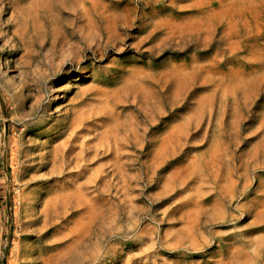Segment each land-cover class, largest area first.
<instances>
[{
  "label": "rangeland",
  "instance_id": "374dc122",
  "mask_svg": "<svg viewBox=\"0 0 264 264\" xmlns=\"http://www.w3.org/2000/svg\"><path fill=\"white\" fill-rule=\"evenodd\" d=\"M79 1L0 0V264H264V0ZM68 44L79 61L37 84ZM71 108L99 113L49 179L37 155L65 142ZM106 121L121 179L93 181L113 155L80 138Z\"/></svg>",
  "mask_w": 264,
  "mask_h": 264
},
{
  "label": "bare ground",
  "instance_id": "6f19581e",
  "mask_svg": "<svg viewBox=\"0 0 264 264\" xmlns=\"http://www.w3.org/2000/svg\"><path fill=\"white\" fill-rule=\"evenodd\" d=\"M65 1V0H64ZM79 1V0H78ZM80 3H81V1H79ZM72 3V2H71ZM74 3V2H73ZM63 4H64V2H63ZM77 4H78V2H77ZM74 5H75V3H74ZM73 6V5H72ZM71 6V7H72ZM78 7V6H77ZM72 8H74V7H72ZM76 9V8H75ZM84 10V9H83ZM76 11H78V10H76ZM76 11H74V12H76ZM98 11V10H97ZM100 11V10H99ZM83 12V11H82ZM85 12V11H84ZM101 12V11H100ZM106 12V11H105ZM77 13V12H76ZM99 12H97V14H98ZM101 15H104V13L102 14L101 13ZM108 15V14H107ZM106 15V16H107ZM112 15V14H111ZM97 16V15H96ZM116 16V15H115ZM99 17H101V16H99ZM113 18H115V17H113ZM73 19V18H72ZM87 19V18H86ZM106 19V18H105ZM92 20V19H91ZM103 20V19H102ZM97 21V20H96ZM108 21H109V19H108ZM108 21H106V22H108ZM45 22V21H44ZM84 22H86V21H84ZM103 22H104V20H103ZM113 22V21H112ZM88 23V25H89V21L87 22ZM116 23V22H115ZM79 24V23H78ZM86 24V23H85ZM101 24H104V23H101ZM110 24V23H109ZM77 25V24H76ZM95 25V24H94ZM105 25V24H104ZM57 26H58V24H57ZM56 26V27H57ZM79 26V25H78ZM92 26V25H91ZM109 26V25H108ZM38 27V26H37ZM84 27V26H83ZM101 27H102V25H101ZM107 27V26H106ZM114 27V26H113ZM35 28V27H34ZM54 28V27H53ZM89 28H90V26H89ZM93 28V27H92ZM105 27H103V29H104ZM78 29V28H77ZM76 29V30H77ZM83 29V28H82ZM101 29V28H100ZM109 30L111 29L110 27L108 28ZM59 30V29H58ZM75 30V29H74ZM95 30V29H94ZM117 30V29H116ZM46 31V30H45ZM64 31V30H63ZM62 31V34L63 33H65V32H63ZM66 31V30H65ZM82 31V30H81ZM98 31V30H97ZM112 31H114V30H112ZM55 31H52V33H54ZM60 32V31H59ZM89 32H90V30H89ZM37 33V32H36ZM73 33H75V32H73ZM82 33V32H81ZM108 33V32H107ZM33 34V33H32ZM46 34V33H45ZM54 34H56V33H54ZM76 34V33H75ZM106 34V33H105ZM50 35V34H49ZM58 35V34H57ZM64 35V34H63ZM72 35H74V34H72ZM41 36V35H40ZM47 36V35H46ZM62 36V35H61ZM66 36V35H65ZM53 37V36H52ZM48 38H50V37H48ZM54 38V37H53ZM71 38V37H70ZM45 39V38H44ZM37 40V39H36ZM35 40V41H36ZM49 40V39H48ZM63 40V39H62ZM61 40V41H62ZM34 41V42H35ZM45 41V40H44ZM64 42H65V40H63ZM101 41H102V39H101ZM108 41V40H107ZM47 42V41H46ZM63 42V43H64ZM94 42V41H93ZM49 43H50V41H49ZM43 44V43H42ZM52 44V43H51ZM50 44V45H51ZM55 44H56V41H55ZM34 45V44H33ZM59 45H60V43H59ZM58 45V46H59ZM69 45V44H68ZM98 45V49L100 48V44H97ZM14 46V45H13ZM43 46H45V44L43 45ZM92 46V45H91ZM41 47V46H40ZM61 47V46H60ZM59 47V48H60ZM83 47H84V45H83ZM56 49V48H55ZM93 49V48H92ZM36 50V49H35ZM95 50V49H94ZM39 52V51H38ZM41 52V51H40ZM81 52V51H80ZM36 53V52H35ZM51 55L50 56H48L47 57V59H46V68L45 69H37L38 70V77L36 76L35 77V79H36V83L37 84H42V82L44 81V80H46L48 77H50V75H52L54 72H58V71H61V78L62 79H64L65 78V75L67 74V72L64 70V66L65 67H67V64H75V61L74 60H76V61H79V57H78V54H77V51H75L70 45L68 46V48H66V49H64L62 52H58V50H52L51 51ZM82 53V52H81ZM80 53V54H81ZM39 54V53H38ZM49 55V54H48ZM41 56V55H40ZM30 60V59H29ZM36 60V59H35ZM39 61V60H38ZM30 63H31V61H29ZM43 62H41V64H42ZM78 63V62H77ZM76 63V64H77ZM32 64V63H31ZM87 66V65H86ZM85 66V67H86ZM38 67H39V65H38ZM41 68V67H40ZM75 68V67H74ZM89 70V69H88ZM91 70V69H90ZM35 71V70H34ZM81 71H83V72H85L86 73V69L84 70H81ZM70 72V71H69ZM75 72V71H74ZM82 72V73H83ZM52 73V74H51ZM93 73V72H92ZM28 74V73H27ZM23 75H24V73H23ZM37 75V74H36ZM82 75V74H81ZM25 76V75H24ZM24 76L22 77L23 79H24ZM69 76V75H68ZM71 76V75H70ZM95 76V75H94ZM93 76V77H94ZM59 78V77H58ZM72 78V77H71ZM85 78V77H84ZM78 79V78H77ZM82 79V78H81ZM55 80V79H54ZM68 80V79H67ZM29 81V80H28ZM28 81H26V82H28ZM33 81V80H32ZM31 81V82H32ZM30 82V81H29ZM63 82V80L62 81H60V80H58L56 83L55 82H53L52 80L51 81H49V86H47V88L49 87V89H47L48 90V92L50 93H52V94H50V99H52V100H54V101H52V102H56L57 100H58V98L60 97L58 94H55L58 90H59V86L57 87V84L58 83H62ZM33 83V82H32ZM45 83L47 84V81H45ZM30 85V84H29ZM66 85H68V84H66ZM39 86V85H38ZM27 87V86H26ZM63 87V86H62ZM69 87V86H68ZM91 87V86H90ZM89 87V88H90ZM93 87H95V86H93ZM39 88H40V86H39ZM38 88V89H39ZM97 88V87H96ZM120 88H121V86H120ZM42 89H43V87H42ZM45 89H46V86H45ZM83 89V88H82ZM99 89V88H98ZM41 90V89H40ZM90 90V89H89ZM21 91H22V89H21ZM37 91H39V90H37ZM88 91V90H87ZM45 92V91H44ZM82 92V91H81ZM101 92V91H100ZM106 91H104V92H102L104 95H106V93H105ZM78 93V92H77ZM82 94V93H81ZM110 94V93H109ZM112 94V93H111ZM113 94H115V93H113ZM118 94V93H117ZM74 95H76V94H74ZM99 95H101V94H99ZM121 95V94H120ZM36 96H38V94L36 95ZM59 96V97H58ZM76 96H78V95H76ZM103 96V95H102ZM101 96V97H102ZM107 96V95H106ZM124 96V95H123ZM112 97V96H111ZM119 97V96H118ZM46 98V97H45ZM69 98V97H68ZM81 98V97H80ZM115 98V97H114ZM134 98H135V96H134ZM36 99V98H35ZM66 99V98H65ZM73 100H74V98H72ZM71 99V100H72ZM105 100H107L106 98H104ZM103 99V100H104ZM37 106H40L41 107V105H43V101H44V97H43V95H39L38 97H37ZM48 100V99H47ZM61 100V99H60ZM69 100V99H68ZM87 100H89V99H87ZM94 100V99H93ZM104 100V101H105ZM110 100V99H109ZM121 100V99H120ZM84 101V100H83ZM82 101V102H83ZM90 101V100H89ZM71 102V101H70ZM81 102V103H82ZM85 102V101H84ZM105 103V102H104ZM109 103V102H108ZM116 103V102H115ZM119 103V102H118ZM74 104H75V102H74ZM77 104V103H76ZM90 104H91V102H90ZM92 104H93V102H92ZM99 104V103H98ZM56 105V104H55ZM61 106V105H60ZM78 107H79V105H77ZM76 106V107H77ZM81 106V105H80ZM82 106H84V105H82ZM81 106V107H82ZM86 106H88V104H86L84 107H86ZM91 106V105H90ZM89 106V107H90ZM99 106V105H98ZM104 106V105H103ZM45 107V106H44ZM67 107V106H66ZM70 107H71V104H70ZM80 107V108H81ZM111 107V106H110ZM36 108H38V107H36ZM97 108V107H96ZM99 108H101V107H99ZM56 109H57V106H56ZM83 109V108H82ZM93 109L94 108H92L91 109V111H88L87 109H83V110H81V109H74V108H71V109H69V111L67 112V115L69 114V113H73L74 114V117L71 119V120H69V122H68V120L66 121V122H68L67 123V130H69V129H71V132L69 133V132H67V133H69L68 134V136H67V138H66V140H64L65 142L62 144V146L61 147H59L60 145H58V147L56 146V147H54L53 149H50V150H47V151H45V152H42V153H38V157H42L43 159L45 158V161H44V163L42 164V167H46L47 165H50L51 164V176L49 177V179L50 178H53V177H61V176H63L64 175V173H65V171H66V169L68 170V169H70L71 167V163L73 162V164L74 163H76L75 165H77V163L79 162L78 160H76V161H73V160H75L76 159V157L75 156H77L78 155V153H77V155H73V153H75L74 152V150H75V148L77 147V145H75L74 143H75V139L77 138V131H79V130H83V125L84 124H86L87 122H90L91 121V119L93 118V116L96 114V113H99V112H94L93 111ZM60 111V110H59ZM96 111V110H95ZM104 115H105V117H107L108 118V116H109V111H108V109L106 108V106H105V108H103V109H101L100 110ZM59 113V112H58ZM65 115H66V113H65ZM65 116V118L64 119H69L70 117H68V116ZM114 116H115V114H114ZM44 117V116H43ZM60 119V118H59ZM109 119H111V118H109ZM116 119V118H115ZM114 119V120H115ZM118 119H119V117H118ZM52 120V119H51ZM54 120V119H53ZM56 120V119H55ZM93 120H94V118H93ZM92 120V121H93ZM113 120V119H112ZM44 121V120H43ZM42 121V122H43ZM111 121V120H110ZM108 122V121H106V122H108V123H106V124H104L103 125V131L100 133V136H99V140H97L96 139V141H99V143H97V144H95V145H93V143L91 144V140L92 139H90L89 137H86V133H84V134H86V135H81L82 136V138H80V140L81 139H83L82 141H81V145H80V147H81V149H82V151H83V153L85 152V153H87L88 154V151H90L91 149L90 148H94V149H96L95 151V153H96V155L98 156L100 153H101V151H99V149H103V152H102V154H105L104 156H102L101 158H103V157H109V156H111V155H113V159L111 160V161H108V163L107 164H105V165H107L108 166V164L109 165H111L110 167H111V170L109 171L110 173H108V172H104V169H103V167L101 166V168L98 170L99 172L97 173L96 172V169H95V174L97 173V175L96 176H93L92 178L94 179L93 181H102L105 177H107V179H108V176L110 177V178H114V179H116L117 177L118 178H120L121 179V159H122V157H121V159H119V154L121 153V148H122V145H123V143L121 142V135H119V133H118V125H120V124H118V123H114L115 125L113 126V127H110V125H112L111 124V122ZM124 121V120H123ZM61 122V121H60ZM59 122V123H60ZM117 122V121H116ZM120 122V121H119ZM40 124V123H39ZM53 124V123H52ZM51 124V125H52ZM62 124V123H61ZM131 124V123H130ZM129 124V125H130ZM57 125V124H56ZM127 125V124H126ZM137 125V124H136ZM40 126V125H39ZM55 126V125H54ZM125 126V125H124ZM51 127V126H50ZM49 127V128H50ZM66 127V126H65ZM127 127V126H126ZM129 127V126H128ZM134 127V126H133ZM59 128V127H58ZM96 128H98V127H96ZM102 128V127H101ZM100 128V129H101ZM99 129V128H98ZM99 129V130H100ZM120 129V128H119ZM49 130V129H48ZM55 130H56V128H55ZM123 130H125V128H123ZM130 130V129H129ZM128 130V131H129ZM134 131V132H133ZM132 132H133V134H132V136H134L135 138H136V140L137 139H139V138H137L138 136H136V134L135 133H138L137 131H136V128L133 130ZM80 132V131H79ZM82 132V131H81ZM122 132H124V131H122ZM42 133V132H41ZM62 133H65V132H62ZM45 134V133H44ZM52 134V133H51ZM19 135V134H18ZM67 135V134H66ZM94 135V134H93ZM125 135H128V134H125ZM138 135V134H137ZM40 136V135H39ZM58 136V135H57ZM96 138V137H95ZM128 138V137H127ZM134 138V139H135ZM36 139V138H35ZM131 139H133L132 137H131ZM134 139H133V141H134ZM78 140H79V138H78ZM94 140V139H93ZM20 141V140H19ZM38 141V140H37ZM42 141V140H41ZM131 141V140H130ZM18 142V141H17ZM94 142V141H93ZM137 142V141H136ZM36 143V142H35ZM125 143V142H124ZM130 143V142H129ZM169 143V139H168V137L167 138H165L164 140H163V142L161 143V146H162V149H161V151H165L166 149H168L167 147H168V144ZM39 144H40V142H39ZM91 144V145H90ZM15 145V144H14ZM17 145V144H16ZM23 145V144H22ZM130 145V144H129ZM20 146V145H19ZM79 146V145H78ZM15 147V146H14ZM21 147V146H20ZM38 147H40V146H38ZM37 147V148H38ZM47 147V146H46ZM80 147H78V148H80ZM19 148V147H18ZM51 148V147H50ZM12 149H13V147H12ZM16 149V148H15ZM27 149V148H26ZM29 149V148H28ZM81 149H80V152H81ZM90 149V150H89ZM124 149V148H123ZM33 150V149H32ZM35 150V149H34ZM93 150V149H92ZM26 151V150H25ZM76 151H77V148H76ZM27 152V151H26ZM33 152V151H32ZM79 152V151H78ZM29 153H31V152H29ZM82 153V154H83ZM95 153H94V155H95ZM21 154V153H20ZM35 154H36V152H35ZM89 154H90V152H89ZM88 154V155H89ZM15 155V154H14ZM31 155H33V154H31ZM81 155V154H80ZM79 155V157H81ZM95 155V156H96ZM25 156V155H24ZM48 156H49V159H48ZM20 157V156H19ZM28 157H29V154H28ZM73 157H75V159H73ZM90 157H93L92 155L90 156ZM47 158V159H46ZM34 160V159H33ZM32 160V161H33ZM40 160V159H39ZM80 160V159H79ZM83 160V159H82ZM81 160V161H82ZM89 161V159H88V156H87V158L86 159H84L83 161L84 162H86V161ZM92 160V159H91ZM94 160V159H93ZM163 159H161V158H157L156 159V161L157 162H159V163H161V161H162ZM102 161V160H101ZM104 161V160H103ZM97 163H99V161H96ZM95 162V163H96ZM123 162V161H122ZM88 163V162H87ZM91 163V162H90ZM86 164V163H85ZM89 164V163H88ZM93 164V163H92ZM104 164V163H103ZM123 164V163H122ZM36 165V164H35ZM38 165V164H37ZM80 165H81V163H80ZM90 165V164H89ZM100 165H101V163H100ZM99 165V166H100ZM29 166V165H28ZM39 166V165H38ZM27 167V166H26ZM31 167V166H30ZM74 167V166H73ZM78 167V166H77ZM80 167H82V166H80ZM86 167H88V165L86 166ZM47 168V167H46ZM76 168V167H75ZM74 168V169H75ZM97 168V167H96ZM109 168V167H108ZM34 169V168H33ZM77 169V168H76ZM75 169V170H76ZM79 170V169H78ZM108 170V169H107ZM69 171V170H68ZM83 171V170H82ZM106 171V170H105ZM67 172V171H66ZM102 172H104V173H102ZM69 173V172H68ZM73 173V172H72ZM79 173V172H78ZM50 174V173H49ZM48 174V175H49ZM54 174V175H53ZM94 174V175H95ZM47 175V176H48ZM71 175V174H70ZM92 175V174H91ZM91 175H89V176H91ZM111 175V176H110ZM69 176V175H68ZM89 178V177H88ZM87 178V179H88ZM90 179V178H89ZM88 179V180H89ZM87 180V181H88ZM105 181V180H104ZM117 181V180H116ZM118 181H119V179H118ZM88 183V182H87ZM108 183V182H107ZM91 184H92V181H91ZM97 184V183H96ZM95 184V185H96ZM101 184V183H100ZM106 184V183H105ZM230 185H232L233 186V184L231 183ZM102 186H104V185H102ZM230 187V186H229ZM234 187V186H233ZM231 189H232V187H230ZM229 188V189H230ZM102 189V188H101ZM37 192V191H36ZM226 193V192H225ZM232 193V192H231ZM230 193V194H231ZM224 197V196H223ZM33 198V197H32ZM35 200V199H34ZM31 201V200H30ZM30 207H31V205H30ZM115 211V210H114ZM114 213V212H113ZM44 214V213H43ZM212 215V214H211ZM221 216V215H220ZM101 220H103V219H101ZM105 222V221H104ZM102 225V224H101ZM102 227V226H101ZM98 228H100V227H98ZM103 228V227H102ZM97 229V228H96ZM111 229H109V231H110ZM105 234V233H104ZM102 235V234H101ZM191 239V238H190ZM98 242V241H97ZM97 257V256H96ZM12 262V261H11ZM14 263V262H13Z\"/></svg>",
  "mask_w": 264,
  "mask_h": 264
}]
</instances>
